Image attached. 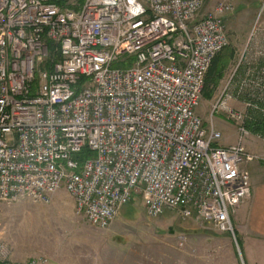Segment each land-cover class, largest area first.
Wrapping results in <instances>:
<instances>
[{"label":"built area","instance_id":"built-area-1","mask_svg":"<svg viewBox=\"0 0 264 264\" xmlns=\"http://www.w3.org/2000/svg\"><path fill=\"white\" fill-rule=\"evenodd\" d=\"M205 2L0 0V205H47L63 189L103 230L138 197L147 218L169 211L233 237L247 166L264 163V137L245 128L249 111L264 116V52L240 59L211 107L238 132L217 147L221 134L196 109L237 0L203 12ZM251 138L260 152L246 150ZM84 149L94 157L80 163ZM46 263L8 262L0 246V264Z\"/></svg>","mask_w":264,"mask_h":264},{"label":"rangeland","instance_id":"rangeland-1","mask_svg":"<svg viewBox=\"0 0 264 264\" xmlns=\"http://www.w3.org/2000/svg\"><path fill=\"white\" fill-rule=\"evenodd\" d=\"M221 1L206 0L202 11L210 10ZM239 1L241 0H237L234 11L224 20L228 46L216 56L223 70L221 75L211 78L214 82L208 83V106L205 114H199V107L196 112L206 129L213 127L221 134L217 144L227 140L230 146L236 143V136L238 138L236 125L222 112L211 118V107L221 96L240 59L245 61V67L251 61L258 63L259 59L252 60L253 51L260 49L257 46L258 40L262 41V51L264 48V0H244L245 5L242 3L243 5L238 6ZM113 68L118 67L115 65ZM244 68L240 70L241 73H245ZM230 107L246 111L238 100L230 102ZM245 148L249 153L261 150V146L252 138L246 142ZM54 195L57 199L53 200L52 197L47 205H34L27 201H19L11 206L0 205V246L5 248L8 262L21 263L44 258L47 260L46 264H108L115 257L117 247L114 246V241L122 239L127 244L124 248L131 249L134 260L148 264L156 261L160 242L172 240L171 243L179 250H184L188 245L186 241L182 248H178V241L176 244L174 242L176 235H169L173 232L172 228H180L185 232L186 224L191 222L197 225L193 220H182L169 211H164L155 219L147 218L141 200L137 197L122 208L109 228L96 229L75 215L73 201L63 189ZM185 236L188 240V236Z\"/></svg>","mask_w":264,"mask_h":264},{"label":"crops","instance_id":"crops-1","mask_svg":"<svg viewBox=\"0 0 264 264\" xmlns=\"http://www.w3.org/2000/svg\"><path fill=\"white\" fill-rule=\"evenodd\" d=\"M242 3L245 5L244 0H241L238 6L243 5ZM261 44L262 41L258 40L257 46L260 51H253L252 60L256 58H259V61L262 60L264 48L262 51ZM207 106L208 72L198 106L199 114H205ZM216 146L227 148L230 144L225 140L220 141ZM247 172L249 174L250 197L231 215L233 237L228 234H218L209 227H202L190 222L186 224L185 232L180 228H172L173 232L169 233V235H176L175 244L178 235H187L189 239L185 249H176L171 243L172 240H166L167 244L160 242L161 247L156 251V261L148 264H264V163L249 164ZM52 197L53 200L57 199L56 195ZM114 242H116L114 246L117 247L115 257L108 261V264H146L133 259L131 249L124 248L127 247L125 240L118 239ZM100 264L105 263L100 262Z\"/></svg>","mask_w":264,"mask_h":264},{"label":"trees","instance_id":"trees-1","mask_svg":"<svg viewBox=\"0 0 264 264\" xmlns=\"http://www.w3.org/2000/svg\"><path fill=\"white\" fill-rule=\"evenodd\" d=\"M221 66L222 64L220 63L219 58L217 60V57H216L215 61L212 63L208 71V83L214 82V81H211L212 80L211 78L214 75H217V77L221 75V72L223 70ZM251 112H254V113H251ZM248 116H249L248 120L246 121V124H245V128L248 130V132L251 135H259V136L264 137V116L260 114L258 111H253V110L249 111ZM93 157H94L93 153H91L87 149H84L78 155H76L74 159L81 163L85 159H90Z\"/></svg>","mask_w":264,"mask_h":264}]
</instances>
